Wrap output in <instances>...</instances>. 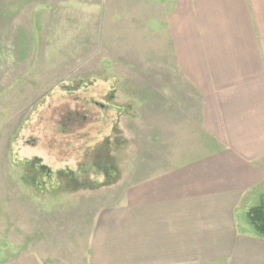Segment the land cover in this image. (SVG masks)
Returning <instances> with one entry per match:
<instances>
[{
	"label": "rangeland",
	"instance_id": "1",
	"mask_svg": "<svg viewBox=\"0 0 264 264\" xmlns=\"http://www.w3.org/2000/svg\"><path fill=\"white\" fill-rule=\"evenodd\" d=\"M173 1L0 0V264H88L95 211L195 155Z\"/></svg>",
	"mask_w": 264,
	"mask_h": 264
},
{
	"label": "crops",
	"instance_id": "2",
	"mask_svg": "<svg viewBox=\"0 0 264 264\" xmlns=\"http://www.w3.org/2000/svg\"><path fill=\"white\" fill-rule=\"evenodd\" d=\"M170 24L199 102L195 155L97 209L87 263L264 264L246 216L264 195V0H174Z\"/></svg>",
	"mask_w": 264,
	"mask_h": 264
},
{
	"label": "trees",
	"instance_id": "3",
	"mask_svg": "<svg viewBox=\"0 0 264 264\" xmlns=\"http://www.w3.org/2000/svg\"><path fill=\"white\" fill-rule=\"evenodd\" d=\"M246 216L254 231L264 237V195L258 205L248 209Z\"/></svg>",
	"mask_w": 264,
	"mask_h": 264
}]
</instances>
